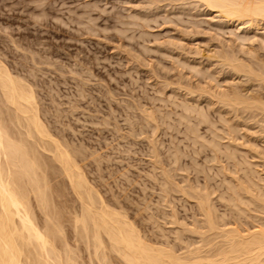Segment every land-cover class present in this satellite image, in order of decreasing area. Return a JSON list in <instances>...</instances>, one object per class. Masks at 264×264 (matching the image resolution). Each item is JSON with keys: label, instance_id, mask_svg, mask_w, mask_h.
Instances as JSON below:
<instances>
[{"label": "rangeland", "instance_id": "rangeland-1", "mask_svg": "<svg viewBox=\"0 0 264 264\" xmlns=\"http://www.w3.org/2000/svg\"><path fill=\"white\" fill-rule=\"evenodd\" d=\"M257 20L227 19L198 0H0V60L31 87L42 123L72 152L98 197L151 240L180 253L190 246L204 250L201 237H214L212 248L223 239L200 236L197 200L178 188L199 185L211 192L225 227L252 226L254 214L260 216L253 205L237 210L227 190L230 174L248 173L251 153L216 152L225 171L209 161L211 130L226 124L208 94H198L217 89L216 81L226 92L246 85V75L222 62L231 55L247 75L253 71L247 84L261 89L254 75L264 71V19ZM243 122L258 132L255 118ZM39 151L53 166L45 168L44 209L29 195L35 222L60 228H52V238L71 264H99L74 232L79 199L51 154Z\"/></svg>", "mask_w": 264, "mask_h": 264}, {"label": "bare ground", "instance_id": "bare-ground-1", "mask_svg": "<svg viewBox=\"0 0 264 264\" xmlns=\"http://www.w3.org/2000/svg\"><path fill=\"white\" fill-rule=\"evenodd\" d=\"M198 1L226 16L227 19L235 17L236 20L241 21L240 23L249 22L250 24V22H257V19L259 21L264 19V0ZM231 57L232 55L229 58L225 56L226 60L222 62L236 72L246 75L247 80L244 82L246 85L236 90L227 88L228 92H226L222 89L224 85L216 81L217 89L207 91L205 88L206 90L202 89L204 91L201 90L198 93L208 94L209 99L206 98L209 100L208 104L210 106L216 104L215 110L226 124V129H221L220 132L214 131L216 130L214 128L211 130L213 136L207 140V147L211 152L208 157L209 161L219 164V170L221 168L225 171L227 167L220 164L216 152L222 151L227 153V156L234 155L236 151L251 153L253 159L248 156V160L244 152L242 153L250 168L246 164L248 173H244L243 176L230 174L228 179L230 185L227 186V190L230 192V200H234L233 204L238 206L237 210L244 211L246 206L253 205L260 216L254 214L256 220L254 216H249L253 218L251 222L256 221L252 222V226H248L246 222V226L238 222L237 225L225 227L226 223L222 218V221L220 220V216L214 210L211 192L209 193L204 187H198L199 185L178 188L179 192L187 198L192 197L197 200V206L204 220H202L204 225H201L203 230L198 232L200 236L202 233L209 232L210 235L223 239L217 242L218 245L214 246L215 248H212L209 244L213 242L214 237L212 236L211 240L205 235L206 237H201V246H208V249H201L199 246L201 242L198 240L199 247L191 249L189 245L190 248L186 249L187 245H184L186 250L181 248V253L177 252L171 244L159 241L158 243L142 234L127 218L128 216L122 213V210L120 212L109 207L103 201L104 198L101 199L96 195L97 193L93 191L80 171L72 152L55 140L42 123L31 87L21 77L12 74L0 60V264H71L69 262L72 259L71 255L67 252L66 256L64 252L66 257H62L63 253L60 254L55 247L56 235L52 238V234L57 226L55 228L52 226L53 229L51 224L50 227L46 225H44L46 228L40 227L35 222L30 209V193L35 195L43 209L47 201L44 187H49V179L45 177L47 175H45V168L51 167L52 162H48V157L44 158L40 149L50 153L51 158L59 164V173L66 177L72 191L80 201L79 211L72 218L73 228L84 241L90 260L93 256L99 264H111L110 261L114 256L125 264H264V150L263 146L260 147L256 141L260 139V142H264V71L254 75L261 84V89L254 90L247 84V81H251L248 79L249 74L253 73V71L249 73L251 68L247 75L241 60L239 63L238 61L234 63V58ZM212 78L214 80L215 76ZM198 89L196 91L199 92ZM248 118L256 119L258 132L250 131L255 125L243 124L245 123L243 121ZM169 188L167 187L168 190ZM48 212L44 213L47 215ZM51 217L49 212V220L53 222ZM198 227L200 228V225ZM199 228L195 229L198 231ZM195 229L193 226L192 230Z\"/></svg>", "mask_w": 264, "mask_h": 264}]
</instances>
